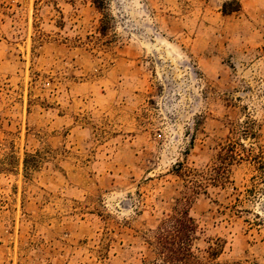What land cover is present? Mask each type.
Instances as JSON below:
<instances>
[{"label":"rangeland","instance_id":"obj_1","mask_svg":"<svg viewBox=\"0 0 264 264\" xmlns=\"http://www.w3.org/2000/svg\"><path fill=\"white\" fill-rule=\"evenodd\" d=\"M229 138L264 162V0H0V264L151 261ZM263 171L190 197L211 264H264Z\"/></svg>","mask_w":264,"mask_h":264},{"label":"trees","instance_id":"obj_2","mask_svg":"<svg viewBox=\"0 0 264 264\" xmlns=\"http://www.w3.org/2000/svg\"><path fill=\"white\" fill-rule=\"evenodd\" d=\"M230 7L229 6H232ZM240 11L237 1L224 3L222 13L229 15ZM235 134V132L233 131ZM252 137L253 134H249ZM246 154V155H245ZM254 160L264 170V162L261 157L253 154L252 149H246L241 143L232 139L220 146V150L214 157L212 166L206 171H197L178 165L176 173L178 176L191 179L192 187H187L188 192L183 198L184 205L174 208L164 215L155 230L150 245L153 248L154 258L144 264H211L217 257V249L209 247L200 250L195 247L198 240V225L190 215L188 203L190 197L203 190L208 185H224L229 181L232 166L243 161V157ZM264 172V171H263ZM200 178V179H199ZM187 203V204H186ZM204 253V254H203Z\"/></svg>","mask_w":264,"mask_h":264}]
</instances>
